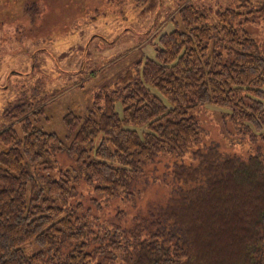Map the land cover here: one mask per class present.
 <instances>
[{"label": "trees", "instance_id": "obj_1", "mask_svg": "<svg viewBox=\"0 0 264 264\" xmlns=\"http://www.w3.org/2000/svg\"><path fill=\"white\" fill-rule=\"evenodd\" d=\"M137 1L145 11L159 5ZM179 13L184 28L160 34L153 58L120 75L113 91L98 92L87 111L65 113L69 143L34 125L31 115L44 105L7 109L17 112L23 135L13 124L0 131V264H264L261 155L197 150L198 164L174 165L178 185L167 201L127 227L96 230L78 215L81 183L116 198L160 153L198 140L192 112L199 106L230 109L234 119L263 128L264 50L245 25L264 22V0L215 12L189 4ZM213 13L214 26L207 23ZM57 151L74 159L77 173L54 174Z\"/></svg>", "mask_w": 264, "mask_h": 264}, {"label": "rangeland", "instance_id": "obj_2", "mask_svg": "<svg viewBox=\"0 0 264 264\" xmlns=\"http://www.w3.org/2000/svg\"><path fill=\"white\" fill-rule=\"evenodd\" d=\"M34 4L33 12H28ZM189 4L215 12L236 8L238 0H159L153 11H145L146 3L137 0H0V131L13 124L22 136L17 112L5 114L7 109L21 103L36 109L44 105L31 115L34 125L58 133L69 143L65 113L87 111L98 92L113 91L120 75L135 69L139 60L153 58L160 34L184 28L179 12ZM216 22L213 13L207 23L214 26ZM245 28L264 50V22L256 18ZM152 91L159 94L155 88ZM116 108L122 111L120 100ZM192 114L199 122L198 140L184 151L160 153L143 166L132 187L116 198L107 200L81 183L77 198L84 208L78 215L96 230L132 225L150 205L167 201L178 185L174 165L198 164L197 150L214 146L226 155L264 159V126L257 129L234 119L230 109L211 103ZM4 149L0 144V152ZM55 159L54 174L64 168L78 172L66 152L57 151Z\"/></svg>", "mask_w": 264, "mask_h": 264}]
</instances>
